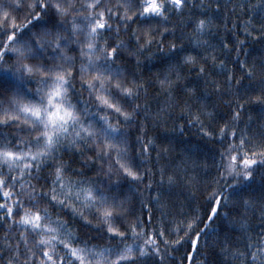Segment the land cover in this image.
Listing matches in <instances>:
<instances>
[{"label":"snow or ice","instance_id":"6c2138e0","mask_svg":"<svg viewBox=\"0 0 264 264\" xmlns=\"http://www.w3.org/2000/svg\"><path fill=\"white\" fill-rule=\"evenodd\" d=\"M249 38L264 42V0H0V264H264V55L241 56ZM153 46L162 72L122 66ZM170 119L217 144L202 213L173 211L201 164L150 133Z\"/></svg>","mask_w":264,"mask_h":264},{"label":"trees","instance_id":"16d2710c","mask_svg":"<svg viewBox=\"0 0 264 264\" xmlns=\"http://www.w3.org/2000/svg\"><path fill=\"white\" fill-rule=\"evenodd\" d=\"M199 2V0H197ZM207 2V0H205ZM249 3L253 4L255 7L258 4V0H248ZM218 16H221L222 14H217ZM239 15V13H237ZM255 15V14H254ZM241 20L244 19L243 16L239 17ZM229 23H228V31L226 32L223 27L220 28L219 31L213 32L211 34L210 43H216L217 47L219 46L218 42L219 39L224 36H230L232 31V24H231V14H229L228 17ZM259 17L256 16V18L253 20V23H258ZM214 23H217L218 25L223 24V19H219L217 21H214ZM239 27V26H237ZM170 38V37H169ZM245 48H248L249 51L247 54H245L243 51L241 52V56L247 55L249 63L252 62L253 59H259L261 55H264V42L260 40H253L251 38L248 39L247 44L245 45ZM155 49V46H153V51ZM230 57L232 54H229ZM147 54H145V57H142L141 62L139 65L135 63V61L128 62L122 66L129 68L130 70L134 69L145 78L154 77L155 74L162 72L164 65L168 63L167 60L163 58V56L160 53H157L154 51V55L152 59H147ZM173 60L175 57L172 58ZM213 72L217 70H212ZM195 74H193L194 76ZM187 83L192 84L196 83L198 88V94L201 96H207L210 100V102L215 103L217 105V110L220 112H223L225 110V105L222 103V99L214 90H212L210 87L208 89H205L202 84H199L198 81L195 79H192L188 81ZM151 91V90H150ZM155 107V105H153ZM251 112L253 114V118L255 121V118L260 114L261 107L259 105H255L251 108ZM173 121L170 119L168 121V124L164 126V128L159 127H152L150 129V133L154 135H158L161 138L168 137L174 146L173 154L180 151L181 149H187L189 146L192 148L195 157L197 158V163L201 164V167H199L196 170L197 173V181L198 183H194L192 186L187 188H174L171 190L172 198L176 201V208L173 210L176 213H179L181 210L185 213V215H189L193 212L195 209H199V211L202 213L205 211L204 207V200L202 198V188L204 184L211 180V178L215 175H217V169L215 165V161L218 159V154L216 153L217 144L212 140H205L202 139L197 133L194 128H186L184 130V133H179L173 130L172 128ZM136 135V132L133 131V136ZM71 155V152L68 153V156ZM67 158V156L65 157ZM203 163H206L208 165L207 168H204L202 165ZM190 171H192L191 168H189ZM260 169H257V175L253 181L252 187L255 188L256 194L259 193L261 185H264V176L259 175ZM136 207H139V203L137 201ZM153 211L155 212V216L153 217L156 219L160 216V213L156 210L155 206H153ZM67 218V217H65ZM219 225V231L222 233L224 231L225 223L217 221L216 222ZM213 227H216V224L213 225ZM209 239H212V237H209ZM183 248H181V251ZM207 249L201 248V251H206ZM197 259H203L199 254H197ZM148 264H152L151 258L148 260ZM168 264H176V261L169 260Z\"/></svg>","mask_w":264,"mask_h":264}]
</instances>
